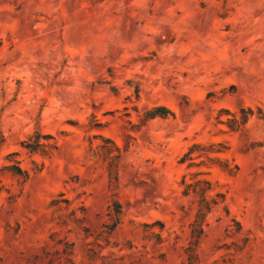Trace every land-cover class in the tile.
Wrapping results in <instances>:
<instances>
[{"label":"rangeland","instance_id":"obj_1","mask_svg":"<svg viewBox=\"0 0 264 264\" xmlns=\"http://www.w3.org/2000/svg\"><path fill=\"white\" fill-rule=\"evenodd\" d=\"M182 180L192 264H264V0H0V264H190Z\"/></svg>","mask_w":264,"mask_h":264},{"label":"trees","instance_id":"obj_2","mask_svg":"<svg viewBox=\"0 0 264 264\" xmlns=\"http://www.w3.org/2000/svg\"><path fill=\"white\" fill-rule=\"evenodd\" d=\"M163 109V108H155V110ZM165 116V113L158 114L157 112H152L148 116V118H153L155 116ZM244 119L241 123H244ZM40 137L39 133H36L34 136V141H32V137L28 138L26 141L22 143V147L25 148L28 153L34 154L39 151L43 152L44 145L39 144L37 138ZM45 139H51L50 135H42ZM16 155L15 153H11L7 156L9 161H13L12 164L3 166L1 169L2 171H6L11 175V177L15 178L19 183H25L28 178L29 174L27 170L22 169L19 166V162L16 160H12L13 156ZM183 161V160H182ZM182 184L184 185L183 195H188L190 193L198 196V206L196 213L194 215V219L190 224V238L188 242V246L186 248L188 262L192 264L196 260V250L199 245V242L203 235V224L205 223L206 217L208 213L212 210V208L217 204L214 199H207L206 193L210 189V183L207 180H196L191 183H185L182 180ZM220 195V194H216ZM117 209L115 210V216L118 218L120 211ZM112 231V227L109 228L107 233Z\"/></svg>","mask_w":264,"mask_h":264}]
</instances>
